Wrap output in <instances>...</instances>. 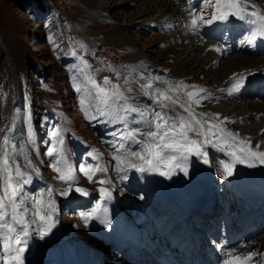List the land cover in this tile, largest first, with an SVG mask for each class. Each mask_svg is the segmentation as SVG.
I'll list each match as a JSON object with an SVG mask.
<instances>
[{"label":"rangeland","instance_id":"rangeland-1","mask_svg":"<svg viewBox=\"0 0 264 264\" xmlns=\"http://www.w3.org/2000/svg\"><path fill=\"white\" fill-rule=\"evenodd\" d=\"M180 1L191 2L192 11L196 14H199L202 8L207 16L213 11L210 6L205 7L204 0H175L176 3ZM167 2L170 3L169 8H167ZM257 2L264 4L263 0H258ZM178 7L179 5L173 4L171 0H54L50 12L38 14V18L41 19L39 22L36 16H30L15 1L0 0V69L2 74L0 78V136L6 133L11 119L16 122L18 130L20 129L19 135L22 143L24 140L27 152L26 156H28V160L33 165L32 168L38 169L43 174V177L45 176V178L47 177L52 180L55 194L60 199L57 213L63 219L71 222V226L75 232L80 230L85 236H89L90 239L94 238L98 243L103 242L105 247L110 245V243L97 238V232L90 229L87 218L81 217V213H86L87 204L81 199L61 194L67 189L69 182L61 181L58 178V173L53 170L51 165L58 158L59 149L63 147L68 162L73 169L75 181H82L88 186H94L97 178L96 172L93 176L94 182H90L84 173L80 171V168H94L96 159L93 158L95 157L93 152L95 149H101L106 152L103 154V161H106L110 170L114 171L113 174L116 176V181L117 179L120 181L117 187H114V192L119 194L120 197H123L128 190L127 188H130L135 199L140 200L145 205L147 214H155L157 205L155 204L152 174L137 171L139 175L127 187L125 186V180L122 178L125 175H122V173L126 171H120L118 161L114 159L115 155L121 153L123 154L122 158L128 157L132 159L130 154L141 151L142 145L133 143L132 141H122L120 134L127 130L125 125L119 121L111 120L110 117L99 116L97 114L95 102L91 101L88 97V91L91 85L87 81L88 76L91 75L97 83L102 84L104 78L108 77L112 84L131 87L133 91L131 93L126 92L125 94L135 97V104L144 105L140 102L143 100L151 101L149 96L144 95L141 90V84L147 83L142 75L145 69L143 65L158 63L162 69H167L175 64L178 59L188 54L187 48L185 49L182 43L185 38L172 36L173 34H179L176 31V27L170 28V31L165 35L159 33L168 22L174 19H178V21L182 19L179 14L174 12ZM103 15L106 17H103ZM206 15L205 18H209ZM153 18L154 22L152 21ZM155 18H159L160 22ZM203 26L205 27L206 25ZM236 29L230 30L226 28L223 30V34L229 40L230 35L236 33ZM240 31L244 35L242 37L239 36L235 43L243 42L248 35V31L243 26H239L237 33ZM34 32L37 35L36 37L32 35ZM205 38L210 41H217L225 46L222 37H219V39L211 37ZM229 42L232 43L231 41ZM238 46L240 47V45ZM209 47L207 50L209 52L204 51L199 55H191L196 60L197 65L194 69L192 68L182 73L183 83L189 86H197L198 84L200 87L203 86L206 101H203L201 104L209 112L218 113L221 111L223 114H228L231 118H235L240 116V114L244 115V112L248 111L249 108L253 110L255 107H252V105L256 101L251 100L250 102L249 100L244 101L243 99L249 97L257 98L256 96L242 95L239 98L242 100L240 102L231 100L233 99L231 97H220L218 92L219 82L225 76L226 71L231 70L230 68L238 63L236 58L238 55L228 56L222 59L217 67L218 61L211 63V65L208 62L215 52L214 48L210 49ZM24 51L36 55L39 60L38 65L47 69H55L52 59L54 57L60 68L65 71L67 79V84L63 81V85L66 88L62 94L61 106L57 109L53 107L54 110H51L48 114L50 117L49 120L46 119L48 117L46 111L50 109H46L45 111L44 108L42 110L43 120L41 119L40 123L43 128L40 127L44 132H38L34 127V123H31L34 130V144H26L25 142L27 131L26 121L29 114H32L27 106L29 99L26 95L31 96L32 92L29 86L25 88L24 95L20 92L19 106L14 109L15 111L13 110L10 114L8 110L15 96L14 81L12 80L13 73H19L22 79V85H25L24 83H26L29 73L27 60H33L30 54H26ZM234 53H239V50L238 52L232 50L228 52V54ZM245 53L249 56H256L251 52ZM133 60L140 62H132ZM85 61L91 66V71L94 74H91L89 68H83V62ZM78 64H80L82 73L78 72ZM108 65L115 68L120 75H116L107 70L106 66ZM124 66H130L136 69L129 77L130 84L128 85L124 84V76L127 75ZM60 72L58 71V73ZM196 75H199V77L195 78L197 77ZM132 77H135V79H132ZM176 82L180 81L176 80ZM19 86H21L20 81ZM77 86H79L80 91H77ZM44 90L46 91V88ZM49 91L54 98L59 97L57 90ZM82 101H85V103H82ZM54 104L57 103L54 102ZM227 107L230 110L226 109ZM85 108H87L91 116L96 118L91 120L87 119L85 117ZM242 117L237 118L242 119ZM9 119L10 121L8 123ZM36 119H39L38 116ZM64 119H69L70 125ZM101 120H104V122ZM110 120L111 122H109ZM130 120L131 117L128 119V123ZM243 120L244 122H242ZM234 123L235 125L238 123L236 127L244 128L248 134L255 133L258 141L261 143L263 139L264 143V127L260 125L258 129L259 120H255V117L251 118L248 114L245 119L243 118ZM70 126H74L75 129L79 126V128L75 131ZM127 127L136 128L139 126L138 124H133L129 127L127 124ZM55 129L61 130V135L64 140L63 146L58 145L56 140L51 136V132ZM257 132H260L259 136ZM120 143H124L125 147L117 153L116 148L119 147ZM51 146L57 148L56 156L50 157L47 155L48 149ZM213 159L216 167L215 174L218 180V192L222 193L224 200L227 199L226 195L228 194L227 188L224 187L226 186L225 182H223L225 180L222 163L224 157L219 153H213ZM132 162L138 164L140 161L132 160ZM120 167L124 168L122 165ZM78 234L82 235L79 232ZM261 235L264 236L262 230L258 233V236ZM82 238L84 239L83 235ZM111 255L109 253V257ZM109 263L112 262L109 261Z\"/></svg>","mask_w":264,"mask_h":264},{"label":"snow or ice","instance_id":"snow-or-ice-1","mask_svg":"<svg viewBox=\"0 0 264 264\" xmlns=\"http://www.w3.org/2000/svg\"><path fill=\"white\" fill-rule=\"evenodd\" d=\"M205 7H211L213 11L209 18H205V11L202 8L199 14L190 13V27L198 30L203 25H212L216 22L227 23L230 18L246 22L251 25L248 36L243 43L255 45L258 38L264 39V12L252 3V0H204ZM170 27L171 25H166ZM214 50L221 51L220 47H214ZM91 66L83 62V68L88 69ZM107 70L120 75L111 65L106 66ZM127 75L124 76V84H130L129 77L135 68L124 66ZM83 71V70H82ZM99 71V70H96ZM251 74V73H249ZM135 79V77H132ZM156 79H159L157 77ZM235 82L227 89L229 95L240 92L244 87L246 76L244 73L234 74ZM88 84L91 88L88 91V97L95 102L96 112L99 116L110 117L111 120L119 121L126 127V131L120 134L122 141H132L142 145L141 151L132 152L130 155L142 163L136 164L128 157L122 158L123 154L114 156L118 161V168L124 171L120 165L127 164L128 167L137 171L153 172L159 171L160 175L171 176L175 168H180L187 175V163L190 156H196L203 159L205 164L209 163L205 151L206 146H211L219 151H226L232 158L231 163H223L224 171L227 176L233 175V169L236 164H246L248 167H255L258 164L264 165V151L259 150L257 144L253 148L250 138H242L239 133L233 132L222 125L227 121V117L219 123H213L208 119L206 113H196L193 104L199 106L200 99L196 97L205 89H196V86H189L183 81L177 82L175 86L168 84L167 88H154L152 83L141 84V90L144 95L149 96L153 105H158L160 110H156L149 105H138L130 101L135 97L126 95L131 93V87H123L120 84H112L108 77H105L102 84L91 76H88ZM192 87L193 91H186L184 95L188 98L187 103H182L179 96H173L170 93H178L184 89ZM77 91H80L77 86ZM221 91H224L223 89ZM94 93V95H93ZM85 103V101H82ZM177 107L183 112L177 111ZM85 117L89 120L96 117L91 116L85 108ZM131 117L133 123L140 127L128 128V118ZM219 120L218 114L214 117ZM111 120L109 122H111ZM26 144H34V130L30 117L27 119ZM13 124L8 127V131L0 136V264H25L24 253L28 249L29 238L33 225L38 223L37 218L42 225L38 229L40 238L43 239L53 227L52 214L55 213V201L51 199L52 189L47 190L48 199L40 197H30L23 191V185L30 183L31 177L24 171L17 162L16 157L23 155L27 160L26 149L23 144L19 147L16 142ZM142 129H147L143 131ZM51 136L57 144L63 146L64 140L60 129L51 132ZM218 137V138H217ZM215 138V139H214ZM226 146V147H224ZM115 147V146H114ZM125 144L120 143L116 148L117 153L124 148ZM55 146L49 147L47 155L50 157L57 155ZM99 159V157H93ZM165 165L169 170L160 171V166ZM31 166V161L27 160L25 168ZM53 170L58 173L61 181L69 182V188L62 192V195H68L71 191V184L75 183L73 169L70 166L63 147L59 149L58 158L52 163ZM35 171V169H33ZM80 171L93 181L95 172H106V168L97 165L92 167H81ZM127 178L126 176L124 177ZM101 184L108 183L107 180H100ZM75 191L81 195H88L83 188L77 187ZM100 191L105 196H111L107 189L101 188ZM99 208V205H97ZM107 212V209H104ZM85 218V214L81 213ZM105 222V221H102ZM233 249L228 252L230 259L225 264H233V261L239 264L253 260L258 253H248L245 256H233Z\"/></svg>","mask_w":264,"mask_h":264},{"label":"bare ground","instance_id":"bare-ground-1","mask_svg":"<svg viewBox=\"0 0 264 264\" xmlns=\"http://www.w3.org/2000/svg\"><path fill=\"white\" fill-rule=\"evenodd\" d=\"M171 1L173 2V4L179 5V7L176 9V11L174 10V12L176 14H179L182 19H179V21H178V19H174L173 21L168 22L167 25H171V26L170 27H167V26L163 27L159 31V33L165 35L166 33H168L170 31V28L176 27L177 28L176 31H178L179 34L178 35L173 34L172 36L173 37L179 36V37L185 38V40L182 41V43H183V46L185 47V49L187 48L186 50H187L188 54H186L183 57H181L180 59H178L175 62V64L171 65L167 69H162V67H160L158 65V63L157 64L156 63H149V64L143 65V68H145L144 69L145 73L143 71L142 75L146 79V80L145 79H143V80H145L147 83H152L154 88H161V89L167 88L168 84H172L173 86H175L177 84L176 80L184 81L182 79V76H181L182 73H184L186 70H191L192 68L194 69V67H196L197 62L194 58H192L191 55H193V54L199 55L200 53H203L204 51L209 52V51H207L208 44H213V46H215V47H220L221 51H219L218 53L215 52L214 54H212V57H210V60L208 61V62H210V65H211V63H216L218 61V63H217V67H218L219 62L222 59H224L228 56L238 55V56H236L238 63L234 64V66L232 68H230L231 70L226 71V73L224 72L225 76L219 82L218 92L220 94V97H222V96L234 97V96H237V95L239 96V95H243V94L247 95V94L253 92L254 89L251 88V86L255 85V84L259 85L260 87H258V89H257L258 91L254 90L252 95L255 96V95L259 94L258 93L259 91H262V94H264V78L261 77V74L264 73V55L259 54L256 56H249L247 53H245L246 52L245 50H248L247 52H257L258 53L260 51V47L257 45L264 44V41H262L261 39L258 38V40L255 43L253 48H249V47L243 48L242 46L238 48L237 43H234L232 48H229L228 44L224 47V46L218 44L217 42H211L208 39H206L204 35H202L201 33H198L197 30L191 29V27L189 26L190 25V13L192 12L191 3L190 2L187 3L184 1H180V2L176 3L175 0H171ZM252 3H254L260 9L261 12H264V6H260L257 3V0H252ZM169 5H170V3L167 4V8H169ZM209 13H210V10H209ZM103 17H105V16L103 15ZM155 19H157V21L160 22L159 18H155ZM152 21L154 22V18ZM221 24H223V23L216 22V23L212 24L210 30H203L204 28L200 26L198 30L199 31H206L205 35L217 36L218 33L222 32V29H221L222 25ZM224 25H226V26L232 25V27L237 26V25H247V27L249 28V31L252 27L251 25L247 24L246 22L236 20L235 18H230V23L227 22V23H224ZM184 44H186V45H184ZM239 49H240L239 53L228 54V52L230 50L234 51V50H239ZM246 57H253V58H246ZM132 62H140V61H134L133 60ZM239 73H244L246 76V79L244 81V87L240 90V92L235 93L233 95H229L227 92V89H229L232 86V84L235 82V80L233 79L234 74H239ZM249 73H251V74H249ZM215 74H217V73H215ZM196 76L197 77H195V78L199 77V75H196ZM219 76H222V75H219ZM157 77H159V79H156ZM17 79H18L17 80L18 89L15 90L14 99H13L12 103L10 104V107L8 108L10 114L13 112L14 109L17 108V106H19L18 105L19 104V98H20L21 93L23 94V92H21V89L19 86V78L17 77ZM192 86H196V85H192ZM261 86H263V87L261 88ZM200 88H202V87H200L198 84L196 86L195 90H198ZM222 89L224 91H221ZM193 90L194 89L192 87H189V88L184 89L178 93H170V94L173 96H179V99L181 100L182 103H187L188 99L184 95V92L193 91ZM196 98L200 99V104H199V106L193 104L194 105L193 109L196 113H206L207 116L204 117V119H208L213 123H219L221 120H223L225 117H227L226 115L218 114L219 120H216L214 117L217 113H211L203 107V104H201V103L203 101H206V95L204 94V92H200ZM263 98L264 97H260V98L249 97V98L243 99L244 101L249 100L250 102H251V100L256 101L254 103V105H252V107L254 106L256 109L254 108L252 110V108H249V110L245 111L244 115H242L243 116L242 119L243 118L245 119V117L248 116V114L251 118L255 117V120H259L258 129H259L260 125L264 126V99ZM231 100H233V101L235 100V101H239V102L242 101L238 98L231 99ZM135 101L136 100H132L133 103ZM140 103H143L144 105H149L153 108H156V110H160L158 105H153L152 100L151 101L143 100ZM226 109L230 110L229 107H227ZM177 111L183 112V110L180 109L179 107H177ZM226 112H228V111L226 110ZM253 113H254V115H253ZM242 119L234 118V119L230 120V118H228L227 121H225L222 126L233 131V132L239 133L242 138H244V137L250 138L251 144H252L253 148L255 149V146L257 145L255 142L256 141V138H255L256 134L255 133L248 134V132L247 133L245 132L246 130H244V131L237 130L238 128L233 127L235 125L234 122H237L238 120L240 121ZM12 124H13V121L11 119L10 125H12ZM133 124H137V123H133L132 120H130L129 126H132ZM138 126L140 127L139 124H138ZM142 130L146 131L147 129H142ZM7 131H8V129H7ZM12 134L16 138V142H17L18 147L21 144H23L22 140L20 138V135H19L20 129L18 130V126H17L16 122L14 123V132ZM262 145H264V143H262ZM224 147H226V146H224ZM259 150L264 151L261 148H259ZM205 151H207V153H208L207 159L209 162H211V156H212L213 152L220 153L222 156H224L227 159L228 163L232 162V158L229 155H227L226 151H219L218 149L213 148L210 145L206 146ZM100 155L101 154L96 153V157L100 158L101 157ZM16 159H17V162L21 165L22 169L24 171H26L28 173V175L31 177L30 183L23 185V191L30 197H40L41 194H43V199L47 200L48 199L47 190H48L49 186L52 185V180L46 177L47 179L50 180L49 181L45 178V176L43 177V174L40 173V171L38 169L35 168V171H34L32 168V165L30 167L25 168L24 166L27 163L28 158L26 160L23 155L17 156ZM132 159L136 160L134 157H132ZM195 163H198V165L200 167H203L206 165L203 162V159L197 158L196 156L193 155V156L189 157V160L187 163V175H185V173L183 171H181L180 168H175L172 171V174L170 177L167 175H160L159 171H153L152 174L155 178L154 181H155L156 189L160 190L165 185L166 181L168 179L173 178V177H176L178 179V181H180L181 183L187 182L188 180H190L193 177L192 169H193ZM97 165H99L100 167L103 168V163L101 160L99 161L98 164H95L94 168ZM127 168H128V171L126 173L127 174L126 179L131 180L134 176L135 177L137 176V170L136 169L128 167V166H127ZM168 170L169 169L167 167H165V165L162 164L160 166V171L167 172ZM258 170L261 171L263 178H264V165H260L257 163V165L255 167L250 168L246 164H236L234 166V169H233V175L228 176V181H232L233 178L237 174L243 173V174H249L250 175L254 172H257ZM96 176H98V178L96 179V182H99L100 180H107V177L105 176L104 173L102 174V172L97 171ZM132 180H134V179H132ZM106 184L107 183L101 184L99 182L100 186H105ZM54 192H55V190L53 188L51 199H53L55 201V207L57 210L58 197L54 194ZM108 192H110V194H111L110 198L107 196H105V197L99 196L98 189L95 185V187H90L88 189V195L86 196V199H90V203H89L87 211H86V217L88 219V222H89L91 228H94L98 231H100V226L102 224H109L111 221L116 220V218H117V215H113V217H111L110 214H112V211L110 210V204L112 202H114L115 199L116 200L119 199V197L117 194H114V192H112L111 188L108 189ZM133 197H134V195L131 194V192H126V198H125L124 202L127 203L128 208L135 210V209L139 208L141 203L140 202L133 203L131 200ZM157 198L159 200L160 197L158 196ZM185 199L189 200V197L186 195ZM93 203L102 204L103 209L99 214H95V215L91 216V213L89 212V206H91ZM161 207L163 208L164 211H167V210L173 211L174 210V208H172L170 205L163 204V203H161ZM104 209H107V212H105ZM177 214H179V212H177ZM175 219L177 220V224L175 226H173L172 230H177V228L180 227V229L176 232V235H174L175 239L180 238V237H184V231L186 229H190L191 235H194L197 233V231L194 230L195 223H192L189 225L186 219H181L178 216H176ZM37 220H38V218H37ZM102 221H105V222H102ZM52 222H53V226H55V228L57 230H59L67 240H69L70 242L75 243V244H81L82 243V241H83L82 238L72 230L70 223L68 221L64 220L63 218H61V216L57 213V211L52 214ZM181 224H183V226H181ZM38 229H39V226L37 223L36 225H33L32 229L30 230L31 236L29 238L28 249H29V246H31V247L33 246V249L29 252L27 249V251L24 253V259L26 258V256L28 254L33 253L37 248L39 249V246L34 245L35 244L34 237L40 236L38 233ZM236 251H239L241 253H244L245 251H249V252L252 251V252H257L258 254H264V236L261 235V236L255 237L254 239H252L250 241L245 242V244L240 249H238ZM40 252L41 251L39 250V253ZM179 253L180 254H178V257H182L183 256L182 250H180ZM260 256H261V258H264V255H260ZM120 257H121V254L116 253L114 256V259L118 260ZM124 257H128V256H124Z\"/></svg>","mask_w":264,"mask_h":264},{"label":"trees","instance_id":"trees-1","mask_svg":"<svg viewBox=\"0 0 264 264\" xmlns=\"http://www.w3.org/2000/svg\"><path fill=\"white\" fill-rule=\"evenodd\" d=\"M15 1L20 7L25 9L30 16L34 15L36 16L37 21L40 22V18H38L39 13H46L50 12L52 8V3L54 0H12ZM52 3H51V2ZM33 37H36V33H32ZM26 54H30V56L33 58V60H27V66H28V76H29V86L32 88V101L29 104V111L32 112L33 117H36L40 115L39 108L44 107L46 105H58L60 98L63 96V91L66 88V86L63 85V81L67 84L66 74L65 71L62 70L57 63V60L53 57V63L54 68H44L45 73L43 72V69L38 65V58L36 55L29 53L27 51H24ZM26 61V60H25ZM57 67V69H56ZM2 68V66H1ZM61 70V72H60ZM58 71L60 73H58ZM2 77L1 69H0V78ZM46 88V91L44 90ZM49 88V89H47ZM63 88V90H62ZM57 90L59 93L58 98H54L52 96V93L49 90ZM47 92V94H45ZM56 102L57 104H54Z\"/></svg>","mask_w":264,"mask_h":264}]
</instances>
